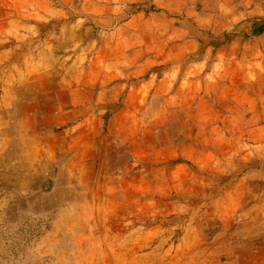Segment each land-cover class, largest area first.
I'll list each match as a JSON object with an SVG mask.
<instances>
[{"label":"rangeland","instance_id":"1","mask_svg":"<svg viewBox=\"0 0 264 264\" xmlns=\"http://www.w3.org/2000/svg\"><path fill=\"white\" fill-rule=\"evenodd\" d=\"M108 1L0 0V264H264L262 153L220 173L132 165L94 152L86 114L57 135L67 90L26 98L41 50L80 58L81 95H113L101 80L120 72L113 32L134 7Z\"/></svg>","mask_w":264,"mask_h":264},{"label":"crops","instance_id":"2","mask_svg":"<svg viewBox=\"0 0 264 264\" xmlns=\"http://www.w3.org/2000/svg\"><path fill=\"white\" fill-rule=\"evenodd\" d=\"M113 1L134 10L101 85L132 165L220 173L264 156V0Z\"/></svg>","mask_w":264,"mask_h":264},{"label":"clouds","instance_id":"3","mask_svg":"<svg viewBox=\"0 0 264 264\" xmlns=\"http://www.w3.org/2000/svg\"><path fill=\"white\" fill-rule=\"evenodd\" d=\"M69 59H71V57L56 56L53 55L50 50L47 52L41 50L37 66H29L25 71V80L35 72L36 78L42 81V83L39 87L34 84H26V98L30 96L32 92H39L42 89L50 87L59 89L61 94H65V90H67L69 98L63 103L64 108L70 113L68 117L70 123L63 129L58 130L57 135H61L62 133H77L78 130L82 129V122L78 121L75 117L77 113L81 115L86 114L87 120L84 121V123H87L90 129L93 127L92 122L96 121L94 130L90 132L92 143L95 145L94 152L99 153L101 146L106 144L118 159H129L131 154L128 151L126 143L120 140L118 134L113 130V113L116 111L115 106L106 104L103 93L99 96H95L92 93H89L87 96L81 95L79 91L82 87L80 84V75L83 70L79 64L80 58L78 57L77 60H74L72 65L67 64ZM28 89L31 91H27ZM97 141H99V143H97ZM68 155V152L61 153V160ZM191 223L192 221L190 220L189 225H191ZM220 227H222V225L214 226L212 229L208 230L204 235V239L210 242L214 241L215 236L213 233L218 231Z\"/></svg>","mask_w":264,"mask_h":264}]
</instances>
